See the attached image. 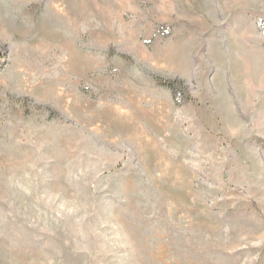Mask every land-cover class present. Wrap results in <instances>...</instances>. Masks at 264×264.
I'll use <instances>...</instances> for the list:
<instances>
[{
  "label": "rangeland",
  "instance_id": "1",
  "mask_svg": "<svg viewBox=\"0 0 264 264\" xmlns=\"http://www.w3.org/2000/svg\"><path fill=\"white\" fill-rule=\"evenodd\" d=\"M0 264H264V0H0Z\"/></svg>",
  "mask_w": 264,
  "mask_h": 264
},
{
  "label": "trees",
  "instance_id": "2",
  "mask_svg": "<svg viewBox=\"0 0 264 264\" xmlns=\"http://www.w3.org/2000/svg\"><path fill=\"white\" fill-rule=\"evenodd\" d=\"M167 86H170V85H167ZM171 88V87H170Z\"/></svg>",
  "mask_w": 264,
  "mask_h": 264
}]
</instances>
